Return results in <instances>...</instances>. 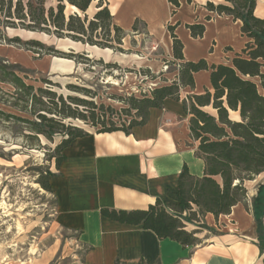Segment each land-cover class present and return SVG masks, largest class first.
<instances>
[{"label": "crops", "instance_id": "obj_1", "mask_svg": "<svg viewBox=\"0 0 264 264\" xmlns=\"http://www.w3.org/2000/svg\"><path fill=\"white\" fill-rule=\"evenodd\" d=\"M102 2L113 24L124 32L130 31L136 21L142 23L147 38L179 68L200 59L208 67L230 65L234 55L241 54L250 41L241 32L240 19L206 8L207 3L232 8L225 0H177L178 7L169 0ZM254 2L253 16L264 21V0ZM197 24L203 25L204 31L194 38L186 25ZM168 25H176L173 33L182 44V60L173 58ZM192 77L193 87H181L178 100L165 98L160 108H149L143 125L128 130L84 131L86 135L62 148V158L49 179L55 201L54 225L85 251L82 264H264V194L261 199L257 195L263 183H256L263 172L254 176L256 180L244 182L245 197L227 214L201 215L193 207L194 215L165 208L180 219L185 231L193 233L195 245L182 246L157 237L141 225L105 214L122 213L125 219H135L155 205L156 199L174 203L167 192L178 191L185 167L191 176H203L204 164L196 152L198 143L190 135L189 106L194 103L193 96L205 91L212 94L213 89L209 69Z\"/></svg>", "mask_w": 264, "mask_h": 264}, {"label": "trees", "instance_id": "obj_2", "mask_svg": "<svg viewBox=\"0 0 264 264\" xmlns=\"http://www.w3.org/2000/svg\"><path fill=\"white\" fill-rule=\"evenodd\" d=\"M93 1L95 0H56L55 5L47 6L45 0H0V40L4 39L8 44H21L17 37L3 38L1 29L10 27L69 38L74 42L103 49H114L115 44L121 45L123 31L113 24L102 0H98V10L89 18L86 11ZM225 1L229 2L232 8L214 6L211 3H207L206 8L217 14H228L241 20V32L250 39L241 54H235L230 65L208 67L203 59L180 64L176 82L153 89L151 97L144 98L136 107L133 106L137 110L138 121L132 120L127 127H106L102 124L101 128L97 129L128 130L133 126L143 125L149 108H160L165 98L178 100L181 87H193V73L210 70L213 93L205 91L202 95L193 96L194 103L189 106V130L193 141L198 143L196 152L204 164L203 176L195 178L185 167L179 176L178 191L167 192L174 203L156 199L155 205L141 212L135 219H125L122 213L116 215L114 212L105 211L111 218L141 225L143 229L153 231L157 237L169 238L182 246L195 245L197 239L193 237V233L185 231L180 219L169 215L165 208H172L177 213L185 211L192 214L193 207H196L201 215L227 214L232 206L245 197L244 182L264 172V92L259 93L256 84L250 80L258 77L264 91V21L253 16L254 0ZM169 2L175 7L179 6L177 0ZM66 5L74 7L80 14H66ZM175 26L168 25L167 30L172 39L173 58L182 60V44L173 33ZM186 28L194 38L201 37L204 31L201 24L186 25ZM22 44L39 48V51L33 48L39 53L54 52L52 48L38 41ZM26 73L27 69L18 64L6 63L5 59L0 57V83L14 89L8 94L12 106L20 107L23 112L30 107L29 114L35 119L29 121L2 111L0 115L30 123L33 130L48 138L58 131L63 132L65 139L55 147L58 155L55 158L57 165L62 158V148L71 140L86 134L80 129L66 127L61 122L62 119L76 117V113L60 95L56 97L52 91L27 84ZM67 100L73 104L87 105L86 101L71 97H67ZM205 106H210L216 115L203 111L201 108ZM64 108H67V113L61 111ZM184 108L187 110L186 106ZM229 112L236 113L238 119L231 120ZM46 114H54L60 119L47 117ZM91 120L94 121L93 116ZM52 176L49 171L45 172L44 181H40L41 187L50 193L52 190L49 179ZM193 213L195 215V212Z\"/></svg>", "mask_w": 264, "mask_h": 264}, {"label": "rangeland", "instance_id": "obj_3", "mask_svg": "<svg viewBox=\"0 0 264 264\" xmlns=\"http://www.w3.org/2000/svg\"><path fill=\"white\" fill-rule=\"evenodd\" d=\"M45 3L55 5L56 0H45ZM96 10L94 1L87 11L88 17ZM72 12L70 7L65 8L66 14ZM1 33L6 39L17 37L21 44H8L1 39L0 57L6 63L27 69V84L52 91L56 97L60 95L76 113V117L61 120L66 127L82 131L100 129L102 124L127 127L132 120H139L133 106L151 97L153 89L178 80V63L161 53L138 21L130 31L122 32L121 45L115 44L114 49L104 51L85 47L69 38L21 28L6 27ZM27 41H38L54 52L39 53V48L22 44ZM250 80L262 94L259 78ZM13 91L11 86L0 83V111L29 121L35 119L29 114L30 107L23 112L20 107L12 106L8 94ZM67 97L86 101L87 105L70 103ZM61 111L67 113V108ZM205 111L216 115L211 108ZM46 115L60 119L54 114ZM229 118L237 120L238 115L229 112ZM63 139V132L58 131L48 138L33 130L30 123L0 115V264L83 263L85 251L75 245L73 237L54 225V197L40 185L45 172L53 171L58 156L55 147ZM260 182L263 185L257 195L261 199L264 172L260 180H256Z\"/></svg>", "mask_w": 264, "mask_h": 264}, {"label": "water", "instance_id": "obj_4", "mask_svg": "<svg viewBox=\"0 0 264 264\" xmlns=\"http://www.w3.org/2000/svg\"><path fill=\"white\" fill-rule=\"evenodd\" d=\"M74 8V7H73ZM74 11L76 12V13H78V14H80V12L77 10V9H75L74 8ZM87 46H90V45H88V44H86ZM96 47V46H95ZM56 50H60V49H58V48H56ZM60 51H62L63 52V50H60ZM69 53V52H68ZM86 57L87 58H90L88 55H86Z\"/></svg>", "mask_w": 264, "mask_h": 264}, {"label": "bare ground", "instance_id": "obj_5", "mask_svg": "<svg viewBox=\"0 0 264 264\" xmlns=\"http://www.w3.org/2000/svg\"><path fill=\"white\" fill-rule=\"evenodd\" d=\"M34 253V251H32ZM35 254V253H34Z\"/></svg>", "mask_w": 264, "mask_h": 264}]
</instances>
